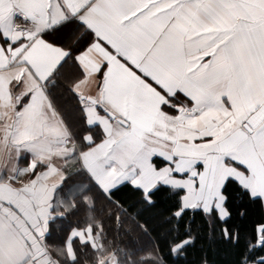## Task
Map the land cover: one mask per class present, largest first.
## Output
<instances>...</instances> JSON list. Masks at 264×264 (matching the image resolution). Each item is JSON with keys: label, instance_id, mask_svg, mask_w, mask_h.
Masks as SVG:
<instances>
[{"label": "crops", "instance_id": "crops-1", "mask_svg": "<svg viewBox=\"0 0 264 264\" xmlns=\"http://www.w3.org/2000/svg\"><path fill=\"white\" fill-rule=\"evenodd\" d=\"M66 60L72 91L96 101L81 108L104 138L80 156L106 195L165 185L221 221L229 180L264 202V0H0V264H58L53 199L77 145L46 84ZM78 232L71 261L74 240L99 243Z\"/></svg>", "mask_w": 264, "mask_h": 264}, {"label": "trees", "instance_id": "trees-1", "mask_svg": "<svg viewBox=\"0 0 264 264\" xmlns=\"http://www.w3.org/2000/svg\"><path fill=\"white\" fill-rule=\"evenodd\" d=\"M68 63L46 84L77 145L65 162V179L53 199L56 218L47 240L58 264H108L112 258L117 264H264V229L259 235V228L264 227V202L235 180L223 189L230 214L225 221L202 209L184 210V192L165 185L150 193L131 183L108 195L102 192L79 155L88 146L86 135L91 134L97 144L104 132L86 124L81 97L61 74ZM170 102L177 105V99L170 98ZM153 163L156 169L167 165L158 157ZM88 227L99 239L97 248L74 240L76 260L71 261L63 249L65 240L73 231Z\"/></svg>", "mask_w": 264, "mask_h": 264}, {"label": "rangeland", "instance_id": "rangeland-1", "mask_svg": "<svg viewBox=\"0 0 264 264\" xmlns=\"http://www.w3.org/2000/svg\"><path fill=\"white\" fill-rule=\"evenodd\" d=\"M167 98H168V104H170L171 106L173 105L172 104V102H170V96H168L167 95ZM176 99H177V105H179V103H181V104H183V101H182V98H180V97H175ZM158 144V143H157ZM101 147V146H100ZM100 147H98L97 149H99ZM129 147L130 148H132L131 150H132V152H135L134 150H133V147H136V149L139 147V146H137V144H130L129 145ZM86 151L88 150V148L87 149H85ZM88 153H85V160H82L81 161V156L79 155V157H80V161H81V165L83 166V168L87 171L88 169H90L89 168V163L90 162H88V160H89V155H87ZM142 155H145V154H142ZM125 157V156H124ZM69 158V157H68ZM91 162H93V160L91 161ZM95 163L97 164V166L98 167H101V168H105V165H106V160L104 159H102V160H95ZM90 164H92V163H90ZM129 164H132V163H130V161L129 160H123V162H122V169H125V166L126 167H129L130 168V165ZM121 166H117V168H121ZM56 218V217H55ZM76 231H80V232H78V233H76V234H79L80 233V235H93L92 234V229L91 228H87V229H84V230H76ZM48 234H49V231H48ZM71 235H74V234H71Z\"/></svg>", "mask_w": 264, "mask_h": 264}, {"label": "water", "instance_id": "water-1", "mask_svg": "<svg viewBox=\"0 0 264 264\" xmlns=\"http://www.w3.org/2000/svg\"><path fill=\"white\" fill-rule=\"evenodd\" d=\"M81 98H82V100H86L89 103H92V104L96 103V101L94 99H91V98H88V97H85V96H82Z\"/></svg>", "mask_w": 264, "mask_h": 264}]
</instances>
